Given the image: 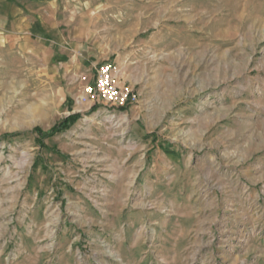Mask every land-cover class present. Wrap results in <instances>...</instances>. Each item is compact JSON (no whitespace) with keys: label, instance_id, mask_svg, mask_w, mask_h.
Returning a JSON list of instances; mask_svg holds the SVG:
<instances>
[{"label":"rangeland","instance_id":"obj_1","mask_svg":"<svg viewBox=\"0 0 264 264\" xmlns=\"http://www.w3.org/2000/svg\"><path fill=\"white\" fill-rule=\"evenodd\" d=\"M105 2L131 106L0 45V264H264V0Z\"/></svg>","mask_w":264,"mask_h":264},{"label":"crops","instance_id":"obj_2","mask_svg":"<svg viewBox=\"0 0 264 264\" xmlns=\"http://www.w3.org/2000/svg\"><path fill=\"white\" fill-rule=\"evenodd\" d=\"M108 6L104 0H0V45L18 46L45 58L50 69L65 67L88 83L96 66L105 62L92 43L97 30L91 25ZM113 63L120 78L121 68Z\"/></svg>","mask_w":264,"mask_h":264},{"label":"built area","instance_id":"obj_3","mask_svg":"<svg viewBox=\"0 0 264 264\" xmlns=\"http://www.w3.org/2000/svg\"><path fill=\"white\" fill-rule=\"evenodd\" d=\"M117 72V67L112 62L98 64L94 71L93 83L84 86L80 100L93 105L101 103L120 109L135 104L138 95L120 82Z\"/></svg>","mask_w":264,"mask_h":264},{"label":"trees","instance_id":"obj_4","mask_svg":"<svg viewBox=\"0 0 264 264\" xmlns=\"http://www.w3.org/2000/svg\"><path fill=\"white\" fill-rule=\"evenodd\" d=\"M78 117V113H73L64 117L62 120L54 124L51 128L46 131H42L37 127L34 128L33 131L36 132L38 135H42L43 137L51 136L55 133L61 132L69 128L78 119Z\"/></svg>","mask_w":264,"mask_h":264}]
</instances>
